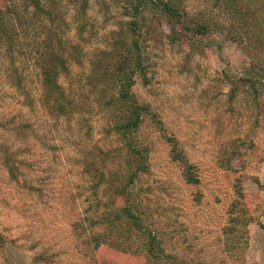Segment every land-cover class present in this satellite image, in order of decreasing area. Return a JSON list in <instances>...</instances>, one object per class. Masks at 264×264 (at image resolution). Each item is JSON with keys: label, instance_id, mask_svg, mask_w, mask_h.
Returning a JSON list of instances; mask_svg holds the SVG:
<instances>
[{"label": "rangeland", "instance_id": "obj_1", "mask_svg": "<svg viewBox=\"0 0 264 264\" xmlns=\"http://www.w3.org/2000/svg\"><path fill=\"white\" fill-rule=\"evenodd\" d=\"M109 1L91 0L84 14L62 8L65 39L80 49L60 81L85 110L50 115L40 105L31 61L18 88L0 59V144L17 167L11 176L0 151V264L144 263V239L128 236L123 200L109 198L83 160L102 149L106 169L122 163L108 93L93 91L89 74L120 35L130 42L136 34L142 63L133 67L130 91L149 111L134 132L147 150V170L131 192L145 233L162 248L158 264H264V85L240 81L251 75L264 83V72L222 29L194 33L176 24L171 31L166 19L151 16L134 34L122 4ZM183 2L189 16L205 5ZM174 142L197 182H188L172 159Z\"/></svg>", "mask_w": 264, "mask_h": 264}, {"label": "trees", "instance_id": "obj_2", "mask_svg": "<svg viewBox=\"0 0 264 264\" xmlns=\"http://www.w3.org/2000/svg\"><path fill=\"white\" fill-rule=\"evenodd\" d=\"M95 1L103 5L106 3V0ZM90 2L91 0H0V59L8 63L6 67L8 79H11L16 87H24L26 83L23 65L31 61L37 70L41 88L40 105L44 111L56 118L72 115L86 108L84 103L77 104L69 97L60 81L61 76L68 75V63L78 57L80 49L78 45L74 46L65 39L61 24L65 22L62 17L64 5L69 4L77 14H84ZM109 2L122 4L123 13L131 18L127 30L134 34L140 27L139 20L151 16L166 19L171 31H174L176 24L194 33L222 29L227 38L238 42L247 54L251 66L258 68L261 75L264 72V0H204L203 10L195 16L186 13L183 0ZM137 40V34L131 37L130 42L124 35H120L110 50L93 61V68L89 74L93 91L97 90L101 95L102 92L108 93L105 99L109 101L108 106L114 111L115 131L123 141L122 163L120 162L118 169H106L109 154L102 149L98 154L87 153L83 160H86L85 171L92 173L98 186L103 185L104 193H108L109 198L121 197L123 200L122 220L128 226L130 232L128 236L132 237L133 234L139 238L142 233L144 239L141 246L143 264H158L162 248L150 231L145 233L141 214L138 209L136 210V201L131 192L135 180L147 170V150L135 142L134 132L139 127L144 113L147 114L149 110L146 105L138 102L130 91L133 67L138 68L142 63ZM24 44L28 45L27 49L23 47ZM101 81L106 82V89H98ZM229 81L233 83L231 79ZM240 81L253 89L257 84L264 85L258 76H244ZM110 87L114 89L111 91ZM25 95L27 101L33 100L27 93ZM115 95L116 97L112 99ZM0 151L3 152L9 174L15 176L17 167L13 154L4 144H0ZM170 154L172 159L182 163L185 179L191 183L197 182L193 165L179 150L176 142L171 144ZM90 155L92 158H89ZM236 189L240 187L237 186ZM235 205L237 203L232 204L231 211L236 210L233 208ZM103 213L107 220H111L110 210L106 209ZM236 219L241 221L243 218L236 215ZM248 220L245 219L244 222Z\"/></svg>", "mask_w": 264, "mask_h": 264}]
</instances>
